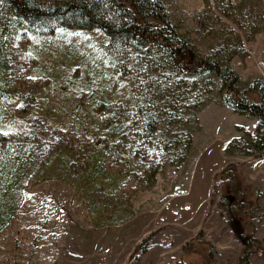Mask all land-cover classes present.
<instances>
[{
  "label": "trees",
  "instance_id": "trees-1",
  "mask_svg": "<svg viewBox=\"0 0 264 264\" xmlns=\"http://www.w3.org/2000/svg\"><path fill=\"white\" fill-rule=\"evenodd\" d=\"M167 1L0 0V108L31 71L29 64L20 66L53 43L88 75L96 74V83L83 85L77 108L64 118L44 106L14 139L0 124V230L20 208L26 182L47 169L84 199L94 225L113 222L157 176L186 159L198 129L196 113L213 87L220 105L255 120L254 134L232 138L225 153L264 157V80L242 86L230 67L233 57L246 56L244 42L264 29L260 0L206 1L185 33L171 21ZM93 30L105 37L100 61L80 47L67 48L74 42L64 39L68 31ZM30 82L37 91L38 81ZM51 115L56 119L48 122ZM224 192L229 194L218 206L244 244V257L258 241L242 233L244 212L234 205L238 188Z\"/></svg>",
  "mask_w": 264,
  "mask_h": 264
},
{
  "label": "rangeland",
  "instance_id": "rangeland-1",
  "mask_svg": "<svg viewBox=\"0 0 264 264\" xmlns=\"http://www.w3.org/2000/svg\"><path fill=\"white\" fill-rule=\"evenodd\" d=\"M206 1L211 0L167 1L170 19L181 33L193 30L192 13L203 9ZM260 2L264 8V0ZM67 35L65 41L70 37L74 42L67 48L80 47L88 56L102 59L105 37L99 31ZM243 45L246 56L230 62L242 86L254 78L264 80V29ZM51 46L44 47L37 60L20 66L23 70L29 64L31 71L24 73L25 82L15 84L11 100L0 108V124L13 139L22 136L28 120L44 106L64 118L66 110L77 108L83 85L96 83V74L88 75L75 57L68 58L66 48ZM32 79L38 81L37 91ZM34 92V100L21 99ZM14 108L32 113L27 116ZM196 118L198 129L191 133L186 159L157 176L153 187L136 195L113 222L94 225L84 199L51 169L28 180L20 208L0 230V264H264V157L225 153L232 138L254 134L255 120L220 105L215 87ZM52 119L55 116L47 120ZM233 187L240 195L233 204L244 212L242 233L258 241L244 257V244L218 206L220 196L229 194L224 190Z\"/></svg>",
  "mask_w": 264,
  "mask_h": 264
}]
</instances>
